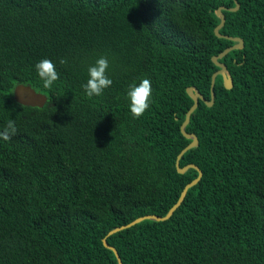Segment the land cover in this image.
<instances>
[{"label":"trees","instance_id":"trees-1","mask_svg":"<svg viewBox=\"0 0 264 264\" xmlns=\"http://www.w3.org/2000/svg\"><path fill=\"white\" fill-rule=\"evenodd\" d=\"M240 5L237 11H230ZM216 79L181 132L195 87L211 101ZM109 61L112 85L87 97L88 68ZM59 79L44 88L35 64ZM68 63L61 65L60 59ZM151 81L149 109L129 110V85ZM44 94L17 103L18 85ZM0 264H264V0H0Z\"/></svg>","mask_w":264,"mask_h":264},{"label":"water","instance_id":"water-1","mask_svg":"<svg viewBox=\"0 0 264 264\" xmlns=\"http://www.w3.org/2000/svg\"><path fill=\"white\" fill-rule=\"evenodd\" d=\"M240 5L237 3V6L233 9H228L230 11H237L239 9ZM223 10H226L225 7H220L218 10H217V16L221 19V23L220 25L215 29V34L217 37L219 38H225L227 40H230V41H233L235 42V45L226 49L224 52H222L221 54H219L218 56H215L213 57V62L214 64L219 68V71H217L214 75H213V78H212V87H211V101H207L205 99V97L195 88V87H190L188 89V93L189 95L193 98L194 100V105L191 107V109L189 110V112L187 113L186 115V120L184 121V123L182 124L181 126V132L182 134L188 138V139H191L192 142L189 146H187L182 152L181 154L178 156V159H177V163H176V167H177V170L179 173H185L186 171H188L190 168H194L196 169L198 172H199V176L197 179H195L193 182H191L190 184H188L179 201L171 208V210L168 212V214L165 216V217H159V216H155V215H148V216H144V217H140L138 219H136L135 221H133L132 223L128 224V225H125V226H122V227H118L114 230H112L110 233H109V236L119 232V231H122V230H125V229H128V228H131L145 220H154V221H166V220H169L173 214L175 213V211L181 206V204L183 203L187 193H188V190L190 188H192L193 186H195L196 184H198V182L201 180L202 178V172L201 170L195 166V165H189V166H186L184 168H181L180 167V160L181 158L184 156V154L186 152H188L189 150L195 148L198 146L199 144V140H198V137L194 134H191V133H188L186 131V128L187 126L189 125L190 121H191V117L193 115V113L196 111V109L198 108L199 106V103L200 101L202 100L205 104H207V106L209 107H212L215 103V99H216V94H215V84H216V79L219 75L223 76L224 78V85H225V88L226 89H232L234 87V83H233V79L231 77V75L229 74L228 72V67L226 64L220 62L221 59H223L224 57H226L230 52L234 51V50H238V49H243L244 48V40L241 39V38H235V37H230V36H226V35H222L220 33V30L224 27L225 25V22H226V16L225 14L223 13ZM14 99L17 103L21 104V105H24V106H29V107H38V108H43L46 103L48 102V98L46 95L44 94H41V93H38L36 90H34L30 85H24V84H21V85H18L16 88H15V91H14ZM103 243H104V246L110 250H112L117 259H118V264H123L122 263V260L119 256V253L118 251L110 246V244L108 243L107 241V238H104L103 239Z\"/></svg>","mask_w":264,"mask_h":264},{"label":"clouds","instance_id":"clouds-1","mask_svg":"<svg viewBox=\"0 0 264 264\" xmlns=\"http://www.w3.org/2000/svg\"><path fill=\"white\" fill-rule=\"evenodd\" d=\"M60 64H67L66 58L60 59ZM109 61L106 56L99 57L95 63L88 68L87 82L82 86L87 97H99L104 90L109 88L113 81L108 77L107 70ZM35 70L39 78L43 81V87L51 88L55 81L59 79L55 64L45 58L35 64ZM152 96L151 81L147 78L141 79L139 83L129 85L127 99L129 100V110L134 118L141 117L150 107ZM16 121L8 119L6 124L0 128V138L10 140L17 134Z\"/></svg>","mask_w":264,"mask_h":264}]
</instances>
